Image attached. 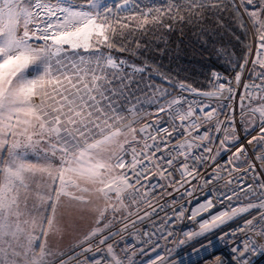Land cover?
<instances>
[{
    "label": "snow or ice",
    "instance_id": "6c2138e0",
    "mask_svg": "<svg viewBox=\"0 0 264 264\" xmlns=\"http://www.w3.org/2000/svg\"><path fill=\"white\" fill-rule=\"evenodd\" d=\"M133 3L0 0V264H65L63 255L56 258L58 247L41 243L75 226L65 222L64 205L94 221L77 239L74 264L264 259V58L248 69V57L241 62L223 43L224 34L251 25L264 49V0H165L146 10ZM176 24L193 31L192 53L204 61L201 68L208 66L210 88L181 79L184 68L112 53L129 52L132 42L140 49L129 39L138 32ZM173 60L185 63L180 52ZM221 61L232 68L227 81ZM244 79L261 81L254 86L258 106ZM194 181L205 199L186 216L181 201L194 195L187 187ZM217 202L223 210L196 220ZM185 219L199 228L178 235ZM124 233L135 243L114 239ZM187 247L192 252L181 254Z\"/></svg>",
    "mask_w": 264,
    "mask_h": 264
},
{
    "label": "trees",
    "instance_id": "16d2710c",
    "mask_svg": "<svg viewBox=\"0 0 264 264\" xmlns=\"http://www.w3.org/2000/svg\"><path fill=\"white\" fill-rule=\"evenodd\" d=\"M137 3L139 6H163L165 0H137ZM137 3H133L132 6L136 7ZM167 23H169V21ZM154 34V37L150 38L149 34L140 33L138 38H136L142 47L140 49L131 47L130 51L137 50L145 54L140 58L135 57L137 60L136 63H140L146 57L147 60H155L161 63L165 68H184L186 70L180 73L181 79H187L189 83L197 88H206L204 74L208 66L206 65L204 68H201L199 65L200 63H204V61H201L200 57L194 56L192 53V47L196 37L191 28L185 26L182 30L181 27L176 24L169 32H165L162 28H158L154 31ZM179 37H182L184 43L179 41ZM149 38L152 40L150 41ZM169 40H171V43H169V45L165 44L166 41ZM223 43L228 47L229 53L235 52V56L242 60L250 46L249 31L245 32L240 28H236L234 34H224ZM146 48L151 50H147ZM176 52H180L181 59L185 61L184 64H180L179 61L173 60V54ZM164 53L168 54L165 55ZM161 54L164 55L160 57ZM188 61L193 62L189 64L187 63ZM221 65L222 62L217 64V67Z\"/></svg>",
    "mask_w": 264,
    "mask_h": 264
},
{
    "label": "built area",
    "instance_id": "2783aa9c",
    "mask_svg": "<svg viewBox=\"0 0 264 264\" xmlns=\"http://www.w3.org/2000/svg\"><path fill=\"white\" fill-rule=\"evenodd\" d=\"M147 7H156V6H143V8L145 10L147 9ZM133 8H136V7H133ZM168 21H169V23H172L171 20H168ZM168 21L166 20L165 22L167 23ZM162 29L165 30V32H169V31L172 30V29L168 30V29H165V28H162ZM140 33H143V32H138L135 36L130 37L129 38L130 41H137L136 38H138ZM145 34H149L150 38L154 37V35H155L154 32L145 33ZM151 40L152 39H150V41ZM170 41L171 40L166 41L165 44L169 45V43H171ZM179 41L184 43L182 37H179ZM259 43H260V41L256 38V33H251L250 46H249L250 49L245 55V56L248 57V59L250 61L249 65L247 66L248 69H251V67H252V65H251V61L252 60L264 58V49H259L258 50V48H257V45ZM131 47L136 48V44L134 42L130 43L129 52H116L115 50H112V53L116 57L124 58V59L130 60V61L135 60V62H137L135 57L130 55V53H131L130 48ZM146 49L147 50H151V49H148V48H146ZM258 51H259L260 55L257 54ZM163 55L164 54H161L160 57H162ZM221 62H222V65L220 67H217V68L221 69L222 75L224 76L225 81H227V78L231 77L232 74H233L232 68H231L230 65L224 63L223 61H221ZM241 62H243V60H241ZM225 68L228 69L226 74L223 72V69H225ZM257 69L259 70L258 65H257ZM249 75H250V73L248 71H246L244 73L245 77H248ZM233 83H235V82L233 81ZM244 83H248V84L253 85V88L251 90V95L253 96V101L252 102H253L254 105L259 104L260 103V95L261 94L255 91V87L254 86L256 84H260L261 81H259V80H251V79H244ZM208 88H210V86L206 82V88L205 89H208ZM237 91L239 92L240 96L244 95V93H245V90H244L243 86H241ZM244 103H245V106H246L247 101H245ZM231 104H232V107L235 110V121L237 123H239L241 121V107H242L241 101L239 99V96H236L233 99V101H231ZM229 114L231 115V109L229 110ZM202 131H203V129L201 130V133H202ZM193 134L194 135L196 134L195 131L193 132ZM240 134L242 136L245 134L243 132L242 128H241ZM213 135L214 136H217V135L218 136H222L223 133H215L214 132ZM218 143H219L218 140L214 141V145L215 146H218ZM201 171L203 172V169H201ZM153 182H155V181H153ZM187 187H190V190H192L194 192V195L192 197H188V196L185 195L184 200H182L181 203L184 204L185 208L187 209L186 216H191L192 210H194L196 207L199 206L200 203H202L204 201V199H205L204 191H206V190H204V191L200 190V182L199 181H194L193 185L187 186ZM169 191H171V189H169ZM181 193H183V189H181ZM181 193H175L174 195L176 196L177 199H179ZM165 199L171 200L172 197L171 196H165ZM161 202H163V201H161ZM223 208H224V205L217 202L215 207L209 209L208 211L202 212L199 216L196 217V220L200 221V220L208 219V218H210L211 215L216 214L219 211L223 210ZM166 210H169V209L166 208ZM109 218L111 219V217H109ZM159 218L160 219L164 218V212L163 211L159 212ZM235 226H236L235 224L232 225V227H235ZM116 227L117 228L122 227V224L117 222ZM176 228H177V234L180 235V230H198L199 224L194 222L191 219H185L182 223L177 224ZM134 231H135L134 229H131V228L129 229V232H134ZM180 238H183V237L180 236ZM114 239L116 241H118L121 245H123L126 241H131L132 243H135V237L133 235H129V233H124L123 239L120 236H116V237H114ZM73 250L69 251L66 255H64L65 264H74L75 256L73 255ZM221 251L223 252V255L225 257H227L229 255L227 249H222ZM191 252H192V248L191 247H187V248H182L181 249V254L191 253ZM94 253H95V249L93 250V254ZM76 254L79 255V253H76ZM59 258L60 257H58L57 259H59ZM80 258H81V260H83V256H81ZM141 260H145L146 261L147 257H141V258L137 259L136 260V264H141ZM197 260H198V258L195 255H191L185 260V264H196ZM225 264H227V262H225ZM257 264H264V259H257Z\"/></svg>",
    "mask_w": 264,
    "mask_h": 264
},
{
    "label": "rangeland",
    "instance_id": "374dc122",
    "mask_svg": "<svg viewBox=\"0 0 264 264\" xmlns=\"http://www.w3.org/2000/svg\"><path fill=\"white\" fill-rule=\"evenodd\" d=\"M107 2L111 3L112 0H107ZM251 33H255L251 30V25H249V34L251 38ZM250 47H248L249 49ZM258 103V102H257ZM259 104H257L258 106ZM35 158V157H34ZM37 207H39V204H37ZM60 212L62 213L65 222H75L74 227H68L67 231L61 238L60 236L56 237H48L43 238L41 240V243H44L45 240H48L51 243V246L53 247V250H55L57 247L61 250L60 253L57 254V257H60L61 255H66L69 251L73 250L77 246V239L79 236L88 230L91 226H93L94 221L91 219L81 220L79 218V215L77 213V210L69 205L61 206Z\"/></svg>",
    "mask_w": 264,
    "mask_h": 264
},
{
    "label": "crops",
    "instance_id": "0c3cea01",
    "mask_svg": "<svg viewBox=\"0 0 264 264\" xmlns=\"http://www.w3.org/2000/svg\"><path fill=\"white\" fill-rule=\"evenodd\" d=\"M29 160H35L34 156H32L31 154H29V156L27 157Z\"/></svg>",
    "mask_w": 264,
    "mask_h": 264
},
{
    "label": "bare ground",
    "instance_id": "6f19581e",
    "mask_svg": "<svg viewBox=\"0 0 264 264\" xmlns=\"http://www.w3.org/2000/svg\"><path fill=\"white\" fill-rule=\"evenodd\" d=\"M250 49V48H249ZM249 49L246 51V53L249 51ZM246 53H245V55H246ZM243 60V59H242Z\"/></svg>",
    "mask_w": 264,
    "mask_h": 264
}]
</instances>
